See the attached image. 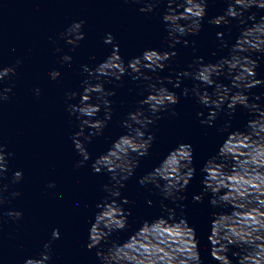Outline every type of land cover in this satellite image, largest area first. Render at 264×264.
Instances as JSON below:
<instances>
[{"label": "water", "instance_id": "water-1", "mask_svg": "<svg viewBox=\"0 0 264 264\" xmlns=\"http://www.w3.org/2000/svg\"><path fill=\"white\" fill-rule=\"evenodd\" d=\"M141 6L136 0H0V67L16 66L17 61L21 62L15 74L0 81V86H13L9 98L0 102V142L7 145L6 151L13 153L8 157L9 167L3 180L11 187L4 192L7 200L0 207V264H25L28 258L39 257L45 250L51 252L47 264H102L96 248L89 249L87 245L90 227L99 211L97 205L109 195L103 186L110 182V174L94 172L92 164L128 131L122 121L139 107L138 102L147 95L148 82L134 80L129 75L122 81L104 78L105 88L116 92L109 97L112 119L102 134L86 144L91 158L79 168L76 164L82 156L75 149L72 137L79 131L80 121L77 114L69 112L67 105L79 103L80 95L69 100L67 93H82L81 82L88 78L83 66L95 68L113 52V45L104 43L109 32L120 45L119 52L125 63L147 48L170 50L165 39L167 25L163 21L168 9L167 0H160L149 13L140 12ZM227 7L228 0H208L200 32L185 37L189 41L195 40L196 44L185 46L181 41L176 45L178 55L160 71L161 76H174L189 67L196 57H204L207 63L230 55L241 30L253 22L241 25L239 18L232 19L227 25L209 22L212 17L223 14ZM251 12L257 13V19L264 16V10L257 8L250 9L245 15ZM79 20L85 21L82 31L86 36L73 51V45L68 44L60 33ZM219 31L225 33L228 48L219 47L221 41L216 36ZM66 53L72 56L70 62L62 60ZM253 55L260 58L257 78L264 79V56ZM55 69L60 70L61 76L53 80L49 73ZM218 80L230 84L223 76ZM194 83L196 81L185 78L180 88L167 84L180 97L179 103L169 109V112L174 109L176 115L161 113V118L149 126L148 131L154 132L156 139L148 155L139 158L138 167L121 190V200L127 196L132 201L123 205L126 210L131 209L128 227L114 232L109 241L103 242L101 246L105 249L112 242L128 240L145 220L153 221L168 215L160 204L164 198L159 189L151 184L141 186L139 179L184 142L191 143L194 148L196 174L183 193L186 199L177 202L169 199L165 203L176 207L177 218L183 214L189 224L195 226L203 264H218L211 256L213 213H230L232 208L227 205L213 207L211 193L204 196L203 202L194 201L193 197L204 189V174L200 171L203 164L217 154L230 132L246 130L252 116L243 106L231 113L225 105L214 125L201 124L202 118L198 119L196 113L203 110L206 117L209 109L200 104L195 95H182L183 88L191 89ZM36 88L41 89L39 95ZM255 93L261 94L260 103L264 105V84L251 89L250 98H254ZM93 102H96L95 94ZM96 118H104V110ZM225 124L230 125L228 130L221 131ZM17 170L23 171V179L13 183V173ZM49 182H54L55 186L49 188ZM15 191L21 195L12 196ZM9 209L21 210L22 217H9ZM57 228L60 238L53 240L52 231ZM173 230L182 232V228ZM49 242L50 249H45L44 245ZM228 255L235 264L237 257H233L231 251Z\"/></svg>", "mask_w": 264, "mask_h": 264}, {"label": "clouds", "instance_id": "clouds-1", "mask_svg": "<svg viewBox=\"0 0 264 264\" xmlns=\"http://www.w3.org/2000/svg\"><path fill=\"white\" fill-rule=\"evenodd\" d=\"M136 2L142 5L140 12L149 13L154 11L160 0ZM167 4L163 21L167 25L165 39L170 44V50L147 48L141 55L125 63L119 52L120 45L115 43L114 35L109 32L104 37V43L112 44L113 52L95 68L83 66L88 78L81 82L82 93H67L69 100L80 95L79 103L67 105L69 112L77 114L80 121L79 131L72 137L75 149L82 156L76 164L79 168L91 158L86 144L94 136L102 134L107 122L112 119V100L109 97L116 92L115 89L105 88L104 78L122 81L125 75H129L134 80L148 82L145 89L147 95L138 102L139 107L129 112L122 121L128 131L119 136L113 146L92 164L96 173L107 171L110 182L103 186L109 195L97 205L99 211L90 227V242L87 247L96 248V255L102 260V264H203L195 226L190 225L183 214L177 218L176 207L165 203L169 199L173 202L186 199L183 193L196 174L191 143H179L158 166L139 179L141 186L151 184L159 189L164 198L160 200V204L168 215H161L153 221L145 220L123 243L112 242L107 249L101 246L111 239L114 232L128 227L131 209L126 210L123 205L132 201L127 196L121 200V190L138 167L139 158L148 155L156 139L155 133L148 131L149 126L161 118V113L176 115L174 109L171 112L169 109L179 103L180 97L167 84L180 88L183 80L189 78L196 83L191 89L184 87L182 95H195L199 98V103L209 109L206 117L203 110L196 113L198 119L202 118L201 124L214 125L225 105L231 113H235L238 106H243L252 116L247 122L246 130L230 132L217 154L209 158L200 169L204 174V189L193 200L203 202L204 196L211 193L210 204L213 207L227 205L232 208L230 213H213L215 219L210 235L211 256L218 264H234L228 255L231 251L232 256L237 257L235 264H264V105L260 103L261 94H253L254 98L249 96L251 89L264 84V79L257 78L260 58L253 55L259 53L264 56V16L257 19L256 12L245 15L253 8L264 10V0H228L224 13L209 21L217 26L231 24L235 18H239L241 25L253 22L241 30L231 47L230 55L207 63L204 62V57H196L189 67L176 72L174 76H161L160 71L178 55L176 45L181 41L185 46L189 43L193 46L196 44L195 40L189 41L185 37L200 32L208 0H167ZM84 24V20L75 21L60 33L68 44L73 45V51L86 36L82 31ZM216 36L221 41L219 47L228 48L225 33L219 31ZM57 51L61 49L57 48ZM62 60L70 62L72 56L66 53ZM20 63L17 61L16 66L0 67V81L15 74ZM49 75L56 80L61 72L55 69ZM221 76L229 79L230 84L218 80ZM35 91L37 95L41 93L40 88ZM12 92V85L0 86V102L7 100ZM93 94L96 102H93ZM102 110L104 118H96ZM229 126L225 124L221 131H227ZM86 129L94 131L86 132ZM6 149L7 145L0 142V207L7 200L4 192L11 187V184L3 183L9 167L8 157L13 155ZM22 179V170L13 173V183ZM54 186V182H49V188ZM19 195V191L12 192V196ZM148 203L151 204L152 201L149 200ZM7 215L19 219L23 212L9 209ZM181 228L182 232L173 230ZM59 238L60 230L53 229L52 239ZM50 247V242L44 245L45 249ZM234 248L237 250H233ZM50 259L51 252L45 250L39 257L28 258L25 264H47Z\"/></svg>", "mask_w": 264, "mask_h": 264}]
</instances>
